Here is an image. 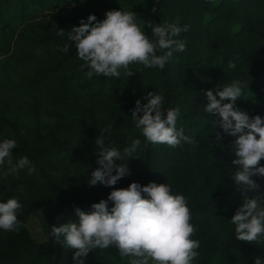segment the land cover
Returning <instances> with one entry per match:
<instances>
[{
	"label": "trees",
	"instance_id": "obj_1",
	"mask_svg": "<svg viewBox=\"0 0 264 264\" xmlns=\"http://www.w3.org/2000/svg\"><path fill=\"white\" fill-rule=\"evenodd\" d=\"M142 1L144 33L154 38L148 24L187 25V31L173 37L186 43V51H174L163 69L132 63V76L121 68L119 78L94 74L86 79L89 68L81 71L85 62L66 33L90 14L97 21L105 19L110 11L105 3L0 0V142L15 139L13 165L27 156L36 169L31 175L24 168L7 176L2 174L7 162L0 169V202L18 198L22 205L19 231L0 229V264H76L75 250L63 237L57 242L51 228L78 223L76 208L90 213L92 204L132 182L168 184L172 194L187 198L190 223L196 228L191 239L200 242L192 264H255L256 258L264 264V236L252 243L237 240L231 223L244 198L264 196L259 184L264 177H252L258 192L245 193L236 184L232 178L238 169L232 161L239 134L213 126L218 117L203 110L208 90L217 95L240 81L243 94L235 107L250 118L264 119V0ZM61 29L65 36L57 35ZM66 43L71 45L67 54L59 50ZM229 62L235 68H229ZM148 92L164 97L165 115L170 108L179 109L176 127L183 128L195 146L173 148L146 140L131 116L137 100L147 103ZM101 133L106 146L122 153L133 139H140L141 145L131 157L116 161L126 163L130 175L114 186L89 187L91 173L99 167L96 139ZM259 163L264 166V159ZM113 206L109 201V209ZM260 206L264 208V197ZM44 208L53 212L44 216L42 240H37L28 219ZM131 259L122 258L115 245L97 247L83 257L84 264H130Z\"/></svg>",
	"mask_w": 264,
	"mask_h": 264
},
{
	"label": "clouds",
	"instance_id": "obj_2",
	"mask_svg": "<svg viewBox=\"0 0 264 264\" xmlns=\"http://www.w3.org/2000/svg\"><path fill=\"white\" fill-rule=\"evenodd\" d=\"M105 15V19L97 21V17L90 14L87 21L81 19L78 27L74 26L66 33L67 41L75 42L76 55L85 62L81 65V71L84 67L89 68L86 79L94 74L119 78L121 68L127 77L132 76L134 73L129 70L132 63L142 64L145 68L163 69L174 51H186V43L173 37L187 31V25L181 28L178 23L148 24L154 37L150 39L143 31L144 21L138 19L133 11L110 10ZM57 35L65 36V31L58 30ZM70 48L71 45L66 43L59 50L67 54ZM235 66V63L229 62V68ZM242 94L240 81H233L218 91L219 99L213 91L208 90L206 96L209 102L203 110L210 116L218 117L212 120L213 126L219 125L232 136L239 134L233 145L235 158L232 161L238 170L232 179L245 193L258 192L260 186L252 177H264V166L259 163L264 159V119L259 115L250 118L246 112L235 107L236 100ZM144 99L147 100L145 104L136 101L131 118L147 141L173 148L182 143L195 146V140L185 135L183 128L176 127L179 109L170 108L165 115L162 109L164 97L157 92H148ZM225 100L230 102L224 103ZM140 113L142 115H138ZM110 127L104 131H109ZM96 145L99 156L96 164L99 167L91 173L89 187L97 183L114 186L121 178L130 175L127 164H117L116 161L137 152L140 139H133L123 153L116 147L106 146L103 133L96 139ZM16 147L15 139L0 142V169L6 162L8 165L2 174L18 173L24 168L30 175L33 174L36 169L27 156L13 165L11 157ZM142 193L147 194V198ZM262 197L255 195L244 198L242 207L232 217L237 240L252 243L264 236V208L260 207ZM109 201L114 205L111 209L108 207ZM91 207L93 210L90 213L75 209L78 223L69 222L51 228L50 235L57 242H61L63 237L68 248L75 250L73 258L76 264H84L83 257L91 250L97 247L106 249L112 245L119 249L122 258H132L130 264H192L199 256L196 250L200 242L191 239L196 228L190 223L187 198L172 194L168 184L150 182L142 186L132 182L127 188L114 189L107 200L101 199ZM21 208L18 198L0 202V229L19 231L22 225L17 214ZM255 264H261L260 258H256Z\"/></svg>",
	"mask_w": 264,
	"mask_h": 264
},
{
	"label": "rangeland",
	"instance_id": "obj_3",
	"mask_svg": "<svg viewBox=\"0 0 264 264\" xmlns=\"http://www.w3.org/2000/svg\"><path fill=\"white\" fill-rule=\"evenodd\" d=\"M97 2L105 3L109 10H127L129 12L133 11L134 13H136L137 18L140 19L139 9L143 6L142 0H97ZM259 184L260 186L264 187V178L261 179ZM52 212V209L44 208L34 212L33 214H30L28 219V227L35 239L42 240L40 224L43 221L44 216L51 215Z\"/></svg>",
	"mask_w": 264,
	"mask_h": 264
}]
</instances>
